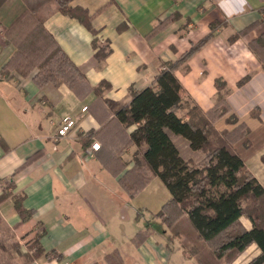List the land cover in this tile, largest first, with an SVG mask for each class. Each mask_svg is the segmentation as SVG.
Instances as JSON below:
<instances>
[{
  "label": "crops",
  "instance_id": "1",
  "mask_svg": "<svg viewBox=\"0 0 264 264\" xmlns=\"http://www.w3.org/2000/svg\"><path fill=\"white\" fill-rule=\"evenodd\" d=\"M68 7L84 11L89 26L61 13L54 0L37 14L83 73L85 82L76 92L64 84L38 87L35 72L22 76L3 70L15 52L5 30L26 11L27 1L6 0L0 6V195L5 182L13 181V198L0 202V237L9 246L0 242L6 249H0V264H198L160 224L152 231L141 225L147 201L139 199L150 195L156 201L161 184L166 186L154 173L134 196L121 187L119 180L142 162L146 145L131 141L139 127L119 123L107 102L128 104L131 88L140 92L153 86L164 64L178 61L214 28L203 47L174 71L183 89V103L174 114L186 121L185 104L209 111L216 104L215 81L221 80L229 116L236 121L226 122V115L214 127L222 132L246 126V137L233 149L264 185V64L249 47L264 33V0H71ZM64 117L74 120L75 128L59 138ZM93 144L99 145L97 151ZM173 144L178 165L203 157L181 137H173ZM37 152V159L14 174ZM14 197H22V206L34 213L21 226ZM155 213L151 216L161 223ZM242 223L251 229L247 219ZM36 231L43 232V253L27 262L11 246L19 244L24 253V242ZM138 233L147 235L144 242L134 240ZM249 248L254 254L241 264L258 255L255 245Z\"/></svg>",
  "mask_w": 264,
  "mask_h": 264
},
{
  "label": "trees",
  "instance_id": "2",
  "mask_svg": "<svg viewBox=\"0 0 264 264\" xmlns=\"http://www.w3.org/2000/svg\"><path fill=\"white\" fill-rule=\"evenodd\" d=\"M5 1L0 0V6ZM26 1V11L4 33L6 40L15 47V52L3 70L15 71L22 76L35 72L32 79L38 87L48 83L54 86L64 84L76 92L85 82L84 75L46 32L37 14L42 4L50 0ZM70 1L54 0L61 13L89 26L85 12L68 7ZM171 19L159 23L158 27ZM213 32L214 28L175 63L164 64L153 86L140 92L131 88L128 104L107 102L119 123L125 127H139L137 137L131 141L146 145L142 162L135 163L134 168L119 180V184L134 196L145 187L151 175L158 174L169 198L154 217L175 237L185 240L182 247L196 258L198 264H232L252 245L258 248L259 253L246 264H264V185L256 181L233 149L235 142L246 137L248 129L243 123L230 131L218 132L214 127V122L226 115V122L236 121L232 115L229 116L225 84L221 80L215 81L217 99L209 111L202 112L196 106L185 104L186 121L174 114L183 103V89L174 71L201 49ZM249 47L264 64V33L251 41ZM245 81L246 78L239 85ZM102 87L108 88V85L103 83ZM173 137L185 139L192 151L202 153V159L198 163L187 161L178 165ZM39 155L37 152L29 157L14 174ZM4 188L0 202L11 196L12 179L5 182ZM13 207L20 218L18 226L32 219L34 213L22 206V197H14ZM242 219L251 223V229L244 227ZM42 234L36 231L24 242L27 250L24 253L19 251V244H14L12 249L27 262H32L43 253L39 245ZM146 236L138 233L134 240L141 243ZM185 242L191 243V246ZM0 249L6 251L3 245H0Z\"/></svg>",
  "mask_w": 264,
  "mask_h": 264
},
{
  "label": "rangeland",
  "instance_id": "3",
  "mask_svg": "<svg viewBox=\"0 0 264 264\" xmlns=\"http://www.w3.org/2000/svg\"><path fill=\"white\" fill-rule=\"evenodd\" d=\"M30 1H31V3H34V2H32L33 0H30ZM163 184H164V182H163ZM166 197H167V191H166L165 187L162 184H161L160 189L157 191V195L155 196L156 201L153 200V196H150V195L149 196H145V197H141L139 199V201L146 200L147 201L146 202L147 204L144 205V208H142L143 209V214L141 216V218H142L141 220L142 221L140 223H141V225L146 226L147 227V230H151V231L153 229H155L156 224H160V226L163 228V230H165V232H168V234H171V236L175 237L171 232H169V230L166 228L165 225H163L162 223H156L154 221L153 217L151 216L152 213H155L154 211H158L161 208V203H163L165 201ZM160 201H162V202H160ZM135 206H138V203H135ZM150 225H151V228H150ZM153 233H155V232H153ZM1 234H3V233H1ZM180 238L181 239L175 237V240L179 239L180 240V244L182 246L184 244V241L185 240L182 241V237H180ZM6 241H7V239H5L4 236L2 235L0 237V242L3 243V244H5V246H7L6 244L8 242H6ZM185 243L186 244H189V246H191V243H187V242H185ZM173 244L176 245L177 244V241H175ZM7 247H9V246H7ZM253 252L254 251H253L252 248H248L232 264H241V263L247 261L248 259H250L253 256V254H254ZM180 261L182 262V260H180Z\"/></svg>",
  "mask_w": 264,
  "mask_h": 264
},
{
  "label": "built area",
  "instance_id": "4",
  "mask_svg": "<svg viewBox=\"0 0 264 264\" xmlns=\"http://www.w3.org/2000/svg\"><path fill=\"white\" fill-rule=\"evenodd\" d=\"M0 34H1V29H0ZM82 110L85 111L86 108H83ZM74 128H75V121L69 117H64L59 124L56 136L59 138H66L73 131ZM98 148H99L98 144H93L91 146V149L93 151H97Z\"/></svg>",
  "mask_w": 264,
  "mask_h": 264
}]
</instances>
